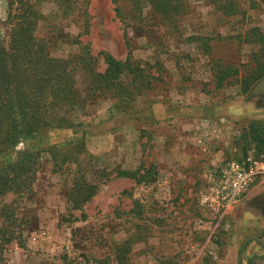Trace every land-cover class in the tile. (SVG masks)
Instances as JSON below:
<instances>
[{"label": "rangeland", "instance_id": "374dc122", "mask_svg": "<svg viewBox=\"0 0 264 264\" xmlns=\"http://www.w3.org/2000/svg\"><path fill=\"white\" fill-rule=\"evenodd\" d=\"M7 4L0 0L2 45L16 22L7 14L17 5ZM35 6L42 16L36 36L49 41L51 55L84 49L98 72L102 53L127 57L145 87L125 98L86 100L83 113L62 116L69 126L41 130L26 143L34 152L59 149L40 153L29 192L0 197V231L13 235L0 264H226L236 254L244 263L253 257L244 255L255 243L242 229L254 215L241 201L253 195L264 204V148L248 137L250 124L264 122V0H83L66 16L52 2ZM74 75L81 94L83 77ZM20 149L0 153V167ZM64 154L75 161L65 167L52 160ZM229 160L251 167L253 182L222 206L207 174ZM74 182L96 189L70 211L65 199ZM4 210L13 215L10 226ZM237 239L242 251L231 252Z\"/></svg>", "mask_w": 264, "mask_h": 264}, {"label": "trees", "instance_id": "16d2710c", "mask_svg": "<svg viewBox=\"0 0 264 264\" xmlns=\"http://www.w3.org/2000/svg\"><path fill=\"white\" fill-rule=\"evenodd\" d=\"M7 6L16 4L15 15H8L16 22L10 27L5 45L0 43V153L20 146L13 162L0 167V197L9 191L29 192L34 165L40 153L53 156L56 146L34 152L26 143L41 130L67 127L63 115L70 111L83 113V103L105 95L126 97L135 88H143L138 64L129 58L114 59L108 53L101 54L103 70H95L94 59L84 49L77 55L59 58L50 54L49 41L36 36L38 22L42 16L36 10L38 0H6ZM54 3L61 16L81 10L83 0H40ZM117 2V0H112ZM153 4V1H150ZM14 10L12 12H14ZM83 77L81 94L75 88L74 73ZM133 74V75H131ZM83 94V95H82ZM82 95V97H80ZM52 115L56 116L53 117ZM249 138L264 148V122L248 126ZM259 147V148H260ZM63 165L75 161L74 157L62 155L52 159ZM117 177L133 179L134 173L116 172ZM96 186L74 182L69 189L65 204L67 210H79L93 195ZM1 217L8 225L14 222L12 213L4 212ZM13 235L0 231L2 245L9 243ZM264 261V259H262ZM251 264V262H247Z\"/></svg>", "mask_w": 264, "mask_h": 264}, {"label": "built area", "instance_id": "2783aa9c", "mask_svg": "<svg viewBox=\"0 0 264 264\" xmlns=\"http://www.w3.org/2000/svg\"><path fill=\"white\" fill-rule=\"evenodd\" d=\"M253 171L245 162L229 160L207 174V181L217 201L227 206L240 198L253 182Z\"/></svg>", "mask_w": 264, "mask_h": 264}, {"label": "crops", "instance_id": "0c3cea01", "mask_svg": "<svg viewBox=\"0 0 264 264\" xmlns=\"http://www.w3.org/2000/svg\"><path fill=\"white\" fill-rule=\"evenodd\" d=\"M252 196L245 197L241 203L248 206L246 207L247 213L254 215V219L249 221L248 228L244 226L242 229L249 233V240L254 241L255 243V246L250 245L249 248L244 250V255L251 252L250 254H253V257L247 256V259L250 261L246 259L244 263L239 257L241 254H236V257L230 260V262H226V264H247L246 262H251V264H264V261L262 260L264 259V204L260 199L253 200ZM237 240L234 241V247L232 250L230 249L231 252L242 251V241L241 239Z\"/></svg>", "mask_w": 264, "mask_h": 264}]
</instances>
